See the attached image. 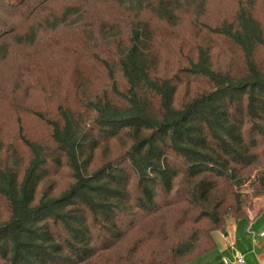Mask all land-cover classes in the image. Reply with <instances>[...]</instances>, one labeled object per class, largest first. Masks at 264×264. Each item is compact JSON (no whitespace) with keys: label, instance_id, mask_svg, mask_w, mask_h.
<instances>
[{"label":"trees","instance_id":"16d2710c","mask_svg":"<svg viewBox=\"0 0 264 264\" xmlns=\"http://www.w3.org/2000/svg\"><path fill=\"white\" fill-rule=\"evenodd\" d=\"M209 1L0 0V264H189L264 196V0Z\"/></svg>","mask_w":264,"mask_h":264},{"label":"crops","instance_id":"0c3cea01","mask_svg":"<svg viewBox=\"0 0 264 264\" xmlns=\"http://www.w3.org/2000/svg\"><path fill=\"white\" fill-rule=\"evenodd\" d=\"M256 196L263 208L255 213L254 205L245 212L244 219L236 222L228 219L225 232L214 239L215 249L191 264H233L238 255L244 264H264V196Z\"/></svg>","mask_w":264,"mask_h":264},{"label":"rangeland","instance_id":"374dc122","mask_svg":"<svg viewBox=\"0 0 264 264\" xmlns=\"http://www.w3.org/2000/svg\"><path fill=\"white\" fill-rule=\"evenodd\" d=\"M208 4L209 5L207 7L206 14H209L210 16H213L214 18H216L217 16L219 18H221L222 16L223 17H230L234 13V8H235V2L234 1H231V0H211L208 2ZM93 7H94V9L95 8L99 9L101 13H107L103 3L97 2L94 4ZM77 60L74 59L73 56L61 57L56 61L55 65L63 66L64 68H67L68 71L69 70H73V71L76 70L77 75L85 77V75H86L85 71L87 72V69L81 61L78 62ZM14 128H15L14 124H10V127L5 126L4 129H1V126H0V131H3V132L4 131H6V132L13 131ZM250 180L251 179L239 182L236 184V186H237L240 194L242 195L241 198H242V202H243L244 211L246 212V211H248V209H252V207L255 205L254 212L257 213L260 209L263 208L262 207L263 203L259 204L261 201L259 202L258 199H256L257 196L256 195L254 196V194L248 189L247 184ZM226 226H227V224H226ZM219 236H220V233H214L213 234L214 239H217ZM191 263H189V264H191ZM194 264H197V263H194Z\"/></svg>","mask_w":264,"mask_h":264},{"label":"built area","instance_id":"2783aa9c","mask_svg":"<svg viewBox=\"0 0 264 264\" xmlns=\"http://www.w3.org/2000/svg\"><path fill=\"white\" fill-rule=\"evenodd\" d=\"M223 264H227L226 262H223ZM233 264H244V260L241 255L236 256Z\"/></svg>","mask_w":264,"mask_h":264}]
</instances>
